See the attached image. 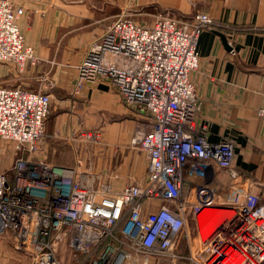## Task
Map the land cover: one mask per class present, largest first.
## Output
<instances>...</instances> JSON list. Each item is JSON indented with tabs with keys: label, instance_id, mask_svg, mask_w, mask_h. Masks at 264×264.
<instances>
[{
	"label": "built area",
	"instance_id": "built-area-1",
	"mask_svg": "<svg viewBox=\"0 0 264 264\" xmlns=\"http://www.w3.org/2000/svg\"><path fill=\"white\" fill-rule=\"evenodd\" d=\"M23 15L0 0V62L20 74L38 63L20 30ZM217 27L203 12L156 16L148 25L123 14L78 66L77 92L106 81L145 121L133 139L147 165L141 185L115 190L91 170L42 159L50 95L0 87V139L19 153L0 171V235L31 249L33 264H61L64 240L79 264H177L181 238L189 248L183 264H264V193L240 179L233 142H210L197 123L202 102L190 77L199 68L200 35ZM256 115L264 124V108ZM83 137L101 140L100 132Z\"/></svg>",
	"mask_w": 264,
	"mask_h": 264
},
{
	"label": "crops",
	"instance_id": "crops-1",
	"mask_svg": "<svg viewBox=\"0 0 264 264\" xmlns=\"http://www.w3.org/2000/svg\"><path fill=\"white\" fill-rule=\"evenodd\" d=\"M17 3L25 10L20 27L37 57L43 61H78V64L107 25L122 13H135L131 18L144 25L150 24L157 14L187 18L199 11L210 16L218 27L200 35L199 68L190 77L202 102L197 123L207 126L205 134L210 142H233L234 165L240 179L251 181L256 194L264 193V124L256 115L258 109L264 108V0H20ZM219 35L225 37L227 46ZM72 76L68 70L57 69L54 73L58 89L52 95V104L57 113L49 131L67 137L76 134L80 125L84 126L77 111L86 105L83 103H94L101 111L125 114L128 108L106 81L94 86L88 84L81 96L70 99ZM103 129L104 140H111L109 134L114 126L103 123ZM222 183V191L226 192L229 180L223 177ZM215 225L214 221L212 228Z\"/></svg>",
	"mask_w": 264,
	"mask_h": 264
},
{
	"label": "rangeland",
	"instance_id": "rangeland-1",
	"mask_svg": "<svg viewBox=\"0 0 264 264\" xmlns=\"http://www.w3.org/2000/svg\"><path fill=\"white\" fill-rule=\"evenodd\" d=\"M10 1L24 10V8L17 3L20 0ZM196 13L200 12L196 11L195 14ZM123 14L130 18L135 16V13L133 15L130 13L131 16L126 12L121 15ZM158 15L159 14L156 16ZM24 16L25 10L24 15L19 20V26ZM156 16H154V18ZM143 18H145V15ZM175 18L186 20L191 17L180 18L176 16ZM20 30L21 32L23 31L21 27ZM22 34L24 36V32H22ZM24 39L25 42H27L25 36ZM34 52L37 57L36 51ZM37 59L38 63L35 66L28 67L23 74L18 73L13 65L0 62V87H20L28 91H38L42 89L50 95V111L45 121V132L41 144L42 159L52 165H64L65 167L71 168L79 166L82 170H91L94 174L101 176L109 182L115 190H120L127 184L141 185L145 183L147 171L146 161L139 150V146L133 144V139L137 136V131L144 127L145 121L126 108L125 114L122 115L115 111H101L94 103H83L86 105L78 108L77 111L80 117L79 122L81 124L84 123V126L80 125L76 134L67 137L60 135L56 131H49L48 127L49 125L52 126L57 113L56 108H54L52 104V95L58 89L54 78L56 70L60 69L63 72L68 70L70 74L74 76V85L69 92L70 99L81 96L86 85L90 83H86L83 88L77 92L78 66L80 64H78V61L65 63L55 59L48 61L40 60L38 57ZM100 83H103V81H97L90 85L94 86ZM44 88L46 89L44 90ZM105 109L110 110L109 108ZM86 123H89L90 126L86 127ZM103 123L114 126V130L109 134V138H111L109 141H107V139L106 141L104 140ZM98 131L101 134V140L98 142L86 140L83 137ZM123 136H125V138H123ZM18 154L14 143L0 139V171L10 169L12 163L18 157ZM188 228L193 236V229L191 226ZM191 242L192 241H190V243ZM188 251V240L181 238L177 244L176 250L181 260L180 263L178 262L177 264L186 262L189 255ZM57 256L61 264H79L80 262V259L67 247L66 240L60 244ZM0 264H33L31 261V249L25 248L19 250L10 237L0 235ZM160 264L171 263L164 261Z\"/></svg>",
	"mask_w": 264,
	"mask_h": 264
},
{
	"label": "water",
	"instance_id": "water-1",
	"mask_svg": "<svg viewBox=\"0 0 264 264\" xmlns=\"http://www.w3.org/2000/svg\"><path fill=\"white\" fill-rule=\"evenodd\" d=\"M221 38H222V40L224 41V43H225V46H227L226 44V39H225V37L224 36H222V35H219Z\"/></svg>",
	"mask_w": 264,
	"mask_h": 264
},
{
	"label": "trees",
	"instance_id": "trees-1",
	"mask_svg": "<svg viewBox=\"0 0 264 264\" xmlns=\"http://www.w3.org/2000/svg\"><path fill=\"white\" fill-rule=\"evenodd\" d=\"M58 166V165H57ZM62 167H64V166H62Z\"/></svg>",
	"mask_w": 264,
	"mask_h": 264
}]
</instances>
